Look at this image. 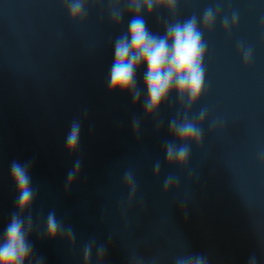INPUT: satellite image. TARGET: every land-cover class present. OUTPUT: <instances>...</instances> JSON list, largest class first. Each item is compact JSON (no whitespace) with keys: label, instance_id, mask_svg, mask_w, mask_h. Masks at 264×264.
<instances>
[{"label":"water","instance_id":"1","mask_svg":"<svg viewBox=\"0 0 264 264\" xmlns=\"http://www.w3.org/2000/svg\"><path fill=\"white\" fill-rule=\"evenodd\" d=\"M217 4L220 16L204 33L205 92L189 115L194 119L207 109L203 142L191 145L189 164L181 169L167 166L163 151V141L172 139L168 120L180 110L175 94L157 117L145 119L142 105L134 106L130 96L107 93L113 42L127 31L129 16L116 26L106 5L90 3L86 21L73 24L62 0H0V230L14 208L9 165L31 160L38 188L33 217L54 209L76 232L75 249L33 235L35 251L46 264H82V244L92 237L104 242L109 233L115 237L109 264H125L122 244L145 237L142 251L163 248L168 264L184 252L185 240L191 251L208 253L212 264H245L252 252L261 255L264 0H179L175 17L161 10L148 19V27L162 34L165 21L201 17ZM233 11L239 22L226 34L222 18ZM238 43L252 50L247 66ZM143 71L137 73L142 96ZM85 109L79 149L69 156L65 136ZM134 117L142 122L139 140L132 132ZM157 120L163 121L159 132ZM213 121L220 126L213 128ZM76 159L82 161L80 175L66 193V176ZM157 160L159 178L153 176ZM128 168L146 206L134 205L125 225L119 204L127 197L122 176ZM169 173L180 176L181 183L165 196L162 185ZM186 197L187 218L179 204Z\"/></svg>","mask_w":264,"mask_h":264},{"label":"clouds","instance_id":"2","mask_svg":"<svg viewBox=\"0 0 264 264\" xmlns=\"http://www.w3.org/2000/svg\"><path fill=\"white\" fill-rule=\"evenodd\" d=\"M103 8L112 24L119 26L125 15L129 16L127 31L117 36L113 42V61L109 68L107 93L109 96L128 95L133 105L141 104L145 119L157 117L161 106L166 104L174 93L179 109L176 115L168 120V133L172 139L163 141L165 163L169 167L186 168L191 156V145L199 147L203 142V124L207 119V109H201L197 117L190 119L192 109L197 105L205 92L206 71L204 59L207 53L205 31L211 30L221 13V5L208 7L201 17L192 15L181 21L164 22L163 33L153 32L148 27V19L161 10L175 17L179 0H62L73 24H83L88 16L89 4ZM239 14L235 11L230 16L224 15L222 26L226 34L235 29ZM245 66L252 60L251 48L238 43ZM142 74L143 92L137 83V73ZM87 118V109L79 119L71 122L65 136L66 154L72 156L79 149L82 120ZM141 120L133 118L131 122L133 135L140 139ZM156 131L163 127V121L157 120ZM213 128L220 122L213 121ZM264 162V157H262ZM33 161L13 160L9 165V175L15 191L14 208L8 222L0 230V264H46V257L37 255L32 241L33 235L39 240L55 243L66 242L69 249L76 247V232L71 224L58 218L56 211L49 210L44 216L34 218L32 206L38 196L31 176ZM82 161L76 159L68 171L65 181V192H70L80 175ZM161 163L153 165V176L159 178ZM122 182L127 190L126 200H121L119 211L125 225L134 205L144 208L145 200L138 198V182L133 169H125ZM181 177L169 173L163 180L162 191L165 196L172 190H178ZM187 197L179 201L187 218ZM115 241L109 233L104 242L90 238L81 246L82 264H109V250ZM148 243L145 237L135 244H122L125 249V264H168L167 252L158 248L150 254L142 251ZM261 255L252 252L245 264H264V236L257 239ZM185 240L184 252L172 258L171 264H212L210 255L205 252L190 250Z\"/></svg>","mask_w":264,"mask_h":264}]
</instances>
